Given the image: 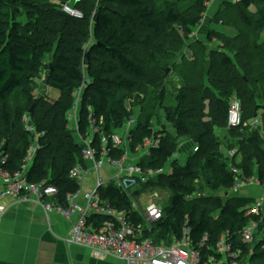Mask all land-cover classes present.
Instances as JSON below:
<instances>
[{"label": "trees", "instance_id": "1", "mask_svg": "<svg viewBox=\"0 0 264 264\" xmlns=\"http://www.w3.org/2000/svg\"><path fill=\"white\" fill-rule=\"evenodd\" d=\"M69 1L0 0V151L7 156L2 168L11 175L24 171L25 158L35 141L25 116L40 98L29 117L33 127L44 135L25 176L31 183L47 181L55 185L58 194L43 201L58 200L67 206L68 194L80 189L71 171L79 163L85 165L82 145L73 134L69 118L78 92L83 88L79 135L85 140L92 137V146L99 150L103 134L112 136L132 119V112L119 95L146 93L152 87L163 106L165 81L170 76L166 69L176 65L181 54L176 67L186 64L178 68L177 76L184 85L178 88L175 106L168 108L166 123L159 121L155 111L145 112L143 102L136 126L129 132L131 152L143 147L148 139L158 141L140 161L143 169L163 170L166 164H172L168 174L154 178H165L173 192L163 219L148 226L129 193L120 186L101 188L100 198L104 206L127 215L139 240L170 245L181 240L188 227L194 248L208 236L202 250V260H206L210 256L219 258L214 249L227 233L233 251L240 253L241 264H264V215L251 212L256 199L233 196L225 201L215 194L219 190L228 192L238 181L247 182L255 175L264 186V141L257 130L248 138L235 136L237 143L232 138L229 149L240 147V161L224 155L227 143L221 142L215 132L248 129L260 118L259 112L264 124V0L223 2L214 20L235 32L211 30L209 40L216 38L219 49L210 50L197 40L187 49L189 59L184 55L185 43L202 22L211 0H77L73 6L83 12V18L64 12L63 5ZM237 12L247 32L240 29ZM87 50L90 62L85 65ZM47 56L51 57L49 63L45 61ZM42 71L47 73L49 84H44L45 94L35 96L32 87ZM47 86L57 89L60 96L47 98ZM17 92L24 99L15 105L11 98ZM234 98L242 105L243 124L239 127L228 123ZM186 139L192 140L198 150L194 160L184 164L176 153ZM125 153V149H117L111 156L121 159ZM158 183L151 179L143 188ZM109 219L93 215L89 224L99 229ZM253 221L258 223L261 236L252 248L241 232Z\"/></svg>", "mask_w": 264, "mask_h": 264}, {"label": "built area", "instance_id": "2", "mask_svg": "<svg viewBox=\"0 0 264 264\" xmlns=\"http://www.w3.org/2000/svg\"><path fill=\"white\" fill-rule=\"evenodd\" d=\"M63 10L75 18L84 17L82 11L69 3L63 5ZM80 91H83V88ZM80 91L77 104L70 112L69 118L74 121V127L71 126V128L77 132L76 134L79 137L77 142L82 145L84 161L93 162L96 169L106 166L117 169L118 172L112 178V183L117 182L118 186L128 193L129 188L135 185L138 179H140L142 184H145L151 178L162 173V170H145L139 163L128 161L126 156L121 159L112 157L111 152L113 150L124 149V137L116 133L110 137L103 134L99 150L97 147L92 146V137L88 140L83 139L78 131ZM25 121H27L26 118ZM133 123H135V119L125 123L127 131L125 138L127 141H129L130 130L136 126L133 127ZM228 123L231 127H239L243 124L242 105L236 98L232 99L230 104ZM27 129L33 133L35 141L25 158L24 171L11 175L4 170L2 165L7 161V156L0 151V224L8 211L7 206L3 204L4 199L8 196L17 197L23 193L28 198L36 199L47 214L57 211L66 218H71L77 213L79 218L72 227L67 241L92 251L98 257L113 256L126 264H241L238 261L240 253L233 251V243L228 238L227 233L221 237L214 249L219 258L210 256L206 260H202V250L207 246L206 240L208 236H204L199 243V248H194L188 227L184 229V237L170 245L154 244L150 239L139 240L138 232L127 215L111 206H104L102 203L99 191L101 188L108 187L109 184L108 180L102 177L98 179L93 191L82 192L79 189L75 193L68 194L67 206L62 205L58 200L43 201L44 197L56 196L59 190L55 185L49 184L47 181L39 183L28 182L25 176L26 170L32 164L35 155L39 151L40 145L38 141L44 135V132H39L29 125ZM95 130L93 131L95 132ZM157 145L158 141L152 138L146 140L142 148L150 150ZM195 150H198V147ZM85 173L84 164L79 163L71 171V177L81 184ZM240 181L234 186V190L239 188ZM187 198H190V196H187ZM81 199L82 201H80ZM251 212L264 215V198L254 203ZM140 214L145 223L148 226H152L163 219L164 209L153 203L147 206L144 211H141ZM93 215H105L109 216L110 219L103 222L99 229H96L92 224H89V220ZM258 229V223L255 221L251 222L241 232L243 240L247 243H252L255 240Z\"/></svg>", "mask_w": 264, "mask_h": 264}, {"label": "crops", "instance_id": "3", "mask_svg": "<svg viewBox=\"0 0 264 264\" xmlns=\"http://www.w3.org/2000/svg\"><path fill=\"white\" fill-rule=\"evenodd\" d=\"M225 1L235 3L238 0H211L208 5L206 16L203 19L206 22L208 21V30H205L202 23H200L194 28L190 43L199 40L207 44V48L210 50L219 49L220 42L216 38L210 41L208 39V34L211 30H214L211 27L215 21L214 17ZM76 2L77 0H70L69 4L75 5ZM210 9L211 15L208 16ZM216 23L223 25L219 22ZM225 27L228 33L233 34L235 32L234 29L228 28L227 26ZM181 56V54L178 56L179 64L181 63ZM206 64L208 66L210 62L207 61ZM177 79L179 86H183L184 80L179 77H177ZM80 94H82V91H80ZM115 133L125 138L127 136L125 125L123 128L116 129ZM180 145L186 150L190 149L192 146L187 140ZM127 146L128 149L124 148L126 152L125 156L130 162L140 163V161L150 153L149 150H144L142 147L136 152H131L129 141H127ZM188 157L189 155L187 153L186 158L183 160L184 164L189 159ZM169 164H166L164 169L170 172L171 166ZM84 167L86 173L82 183H79L82 192L93 191L100 177L108 180V186H111L113 181L112 178L116 176L118 172L117 169L110 166L96 169L94 163L90 161L85 162ZM233 188L232 190H234ZM242 196H245V194ZM248 197L256 199L257 196ZM80 201H82V199ZM3 204L7 206L8 211L0 224V264H126L113 256L98 257L92 251L67 241L72 227L79 218L77 213L71 218H66L57 211H52L47 214L36 199L28 198V196H25L23 193L17 197H6ZM133 206L135 210L141 212L134 204Z\"/></svg>", "mask_w": 264, "mask_h": 264}, {"label": "rangeland", "instance_id": "4", "mask_svg": "<svg viewBox=\"0 0 264 264\" xmlns=\"http://www.w3.org/2000/svg\"><path fill=\"white\" fill-rule=\"evenodd\" d=\"M208 5H209V3H208ZM252 10L255 11V7H252ZM210 15H211V9L209 10V13H208V16H210ZM205 16H206V14H205ZM235 16L239 22L240 29L242 31L247 32L248 27L246 26L245 22L243 21V18L240 15V13L237 12ZM214 19H217V18L214 17ZM201 23H202V26L205 28V30H208V27H209L208 21L206 22L205 20H202ZM211 27H212V29H214L216 31L227 32V28L225 26L220 25V24L216 23L215 21L213 22ZM213 34L214 33H212V35ZM191 39H192V34H191L189 40L186 41L185 49H184V52H186L184 55L188 59L191 57L190 56L191 54L189 53V51H187V49L189 48V46L195 45V41L190 43ZM208 39H209V37H208ZM205 45L207 46V44H205ZM45 61L47 63L51 62V57L47 56ZM176 61H177L176 63L179 64L178 63L179 58H177ZM176 65H171V70L168 73V75H170V76L167 77V79L165 81V84L167 86V93L165 96L163 106L158 99L159 95L156 93V90L153 89L152 87H150L146 91V93H137L136 92V93H132L129 95H124V96H123V94L119 95L120 97H122L123 102H124L125 106L128 108V110H130L132 112V119H135V123L132 124L133 127L136 125V123H137L136 121L140 116V110L143 108L145 109V112L155 111L156 113H158V118L160 119L159 121L162 123L163 122L166 123L164 117L168 111V108H173L175 106V95L178 91V88L180 87L179 84L177 83L178 82L177 76L179 74L178 68L183 69L186 67L185 63L179 67H176ZM209 68H210V65L206 66V71H208ZM46 76H47V73L42 71L40 76L37 78L36 83L33 85L32 89H33V94L35 96H39L42 93V90L44 89V79L46 78ZM59 96H60V92L57 89H54L50 86H47V95H46L47 98H49L51 100H55ZM23 99H24L23 95L21 93L17 92L11 98V102L15 105H18V104H21ZM143 102H144V107H143ZM259 114H260V118L255 120L254 126L249 127L248 129H242L240 131H232L229 128L221 129V130L215 129L216 136L219 138V140L221 142L227 143V148L224 149V155L225 156H227L230 159H236L237 161H240L242 159V153H241L240 147L238 145L237 146L234 145V147L232 146L233 148L231 150L229 149L230 146L233 145L232 144V138L233 139L236 138V141H235L236 143L239 142L238 141L239 139L235 136L240 135L241 139H242V137L248 138L250 135H253V132L255 130H257V132L262 136V139L264 141V124H263V120H262L263 117H261L262 112H259ZM25 118L27 120L26 124L28 126L29 114H27L25 116ZM132 119H129L128 121H131ZM70 120H71L70 124H72L71 126L74 127V125H73L74 121L72 119H70ZM76 133L77 132H75L73 129L74 136L77 139H79V137L77 136ZM187 141H189L191 143V145H192L191 148L186 150L185 148L182 147V145H180L178 148V152L176 153V158H178L180 160V163H183V160H184V158H186L187 153L189 155L188 158L189 159L192 158V160H194L193 157H194V154L196 152L195 151L196 146L193 143V141H191V140H187ZM184 142H185V140H183V142H181V144H183ZM245 145H247V143H245ZM123 147L125 149L126 148L128 149L126 138H124ZM241 148H243V146ZM248 152H249V149H247L246 153H248ZM169 165L172 166V164H169ZM168 168H170V167H168ZM168 172H169V170H165V169L162 170V173L168 174ZM159 176L151 178L153 180L159 181V183L156 185L155 184H149V185H146V186H148V188L144 189L143 187L145 186V184H142L140 179H138L137 183L129 188V195L132 198L133 204L136 207H138L139 210L144 211L147 206H149L150 204H153V203L159 205L162 209H166L167 206H169L171 204V201L173 198V192L167 188V186L165 184V178L154 179V178H158ZM112 184L118 185L117 182L112 183ZM215 194L224 198L225 201L232 198L233 196H242L243 194H245V196H257L256 201H258V200L261 201L264 198V186L259 184V182L257 180V176L255 175V177L253 179H251L245 183L240 181L239 182V188L237 190L231 189L228 192L225 190H219V191L215 192ZM261 195H263V196H261ZM258 232H259V229L256 232L255 240L252 242V248L255 245V243L259 240V237L261 236V233H258Z\"/></svg>", "mask_w": 264, "mask_h": 264}, {"label": "water", "instance_id": "5", "mask_svg": "<svg viewBox=\"0 0 264 264\" xmlns=\"http://www.w3.org/2000/svg\"><path fill=\"white\" fill-rule=\"evenodd\" d=\"M90 62V56H89V50L86 51L85 53V59H84V64L85 65H88ZM51 68V66H50ZM171 70V68H168L166 69V72L169 73ZM90 80L87 79L86 80V84H89ZM45 85H48L49 84V78H46L45 82H44ZM45 90L42 91V94H45ZM40 101V98H36L35 102L33 103V105L31 106L30 110H29V114H32L37 106V103ZM29 126H33V121H32V117L30 116L29 117V123H28Z\"/></svg>", "mask_w": 264, "mask_h": 264}]
</instances>
